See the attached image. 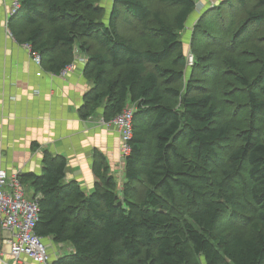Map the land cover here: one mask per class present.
<instances>
[{
    "label": "trees",
    "instance_id": "trees-1",
    "mask_svg": "<svg viewBox=\"0 0 264 264\" xmlns=\"http://www.w3.org/2000/svg\"><path fill=\"white\" fill-rule=\"evenodd\" d=\"M196 1L112 0L105 23L98 0H18L9 32L46 71L86 56L82 118L135 108L121 180L101 153L90 194L49 153L21 176L34 233L70 247L52 264H264V0L205 10L184 85Z\"/></svg>",
    "mask_w": 264,
    "mask_h": 264
},
{
    "label": "crops",
    "instance_id": "crops-1",
    "mask_svg": "<svg viewBox=\"0 0 264 264\" xmlns=\"http://www.w3.org/2000/svg\"><path fill=\"white\" fill-rule=\"evenodd\" d=\"M14 2L0 0V170L7 175L19 173L25 197V186H29L28 200H33L31 184L22 182L21 176L41 174L44 153H49L65 159L64 182L75 181L85 194H90L95 181L92 173L95 153H101L111 172L121 178L119 133L101 125L100 111L88 118L81 117L83 98L90 90L83 64L76 61L63 77L53 74L42 64L37 66L26 45L10 36L8 21ZM197 10L201 11L192 12L194 16L188 17L184 30L194 25L196 15L207 10V1L201 0ZM1 235L4 234L0 232V250ZM43 242L52 262L70 249L50 239ZM62 247L64 251L59 254ZM1 260L0 264H14L8 254ZM21 264L36 263L24 257Z\"/></svg>",
    "mask_w": 264,
    "mask_h": 264
},
{
    "label": "built area",
    "instance_id": "built-area-1",
    "mask_svg": "<svg viewBox=\"0 0 264 264\" xmlns=\"http://www.w3.org/2000/svg\"><path fill=\"white\" fill-rule=\"evenodd\" d=\"M201 0H197L195 9L197 10ZM207 9L215 7L220 0H206ZM18 0L13 3L11 16L18 9ZM202 7V6H201ZM200 7V9H201ZM11 36V33H9ZM29 55L32 61L41 66V56L30 49ZM74 62L67 65L59 73L62 77L75 66V62L86 64V56L75 53ZM194 56L191 53L185 54V65L188 68L194 65ZM134 107L125 108L119 115L110 121L101 120V124L108 129H114L119 133L121 145L119 148L121 164L129 153L128 142L132 137V117ZM19 173L7 175L0 170V232L4 234L1 240L0 262L4 254H8L14 264H21L25 257L36 264H52L51 254L46 248L43 239L34 233V227L38 220L39 206L36 200H28L20 183Z\"/></svg>",
    "mask_w": 264,
    "mask_h": 264
},
{
    "label": "rangeland",
    "instance_id": "rangeland-1",
    "mask_svg": "<svg viewBox=\"0 0 264 264\" xmlns=\"http://www.w3.org/2000/svg\"><path fill=\"white\" fill-rule=\"evenodd\" d=\"M97 7H100L102 10H103V16H102V21L103 22H105V23H107V21H108V16H109V13H110V11H111V7H112V0H98V3H97V5H96ZM203 7H201V9H202ZM194 11H197V13H199L201 10H196L195 8H194ZM205 12V11H204ZM203 12V13H204ZM202 13V14H203ZM202 14H200V15H196V18H197V20H199L203 15ZM191 16H194V15H191ZM11 17V16H10ZM197 22V21H196ZM195 22V23H196ZM194 23V24H195ZM193 24L191 25V28L189 29V30H187L186 31V29L184 30V31H182L181 33H180V39H181V42H182V45H183V54H187L188 52L189 53H193V50H192V46H191V37H192V32H193ZM193 55V54H192ZM183 71H184V85L187 83V80H188V78H189V75L191 74V71H192V67L191 68H188L186 65L184 66V68H183ZM108 73H112V72H110V70H109V72ZM89 82V81H88ZM90 83V82H89ZM92 87V84L90 83V88ZM98 111H100L101 113H103V107L102 106H100V107H98V109H96V111H93V114H92V116L94 115V114H97L96 112H98ZM99 112V113H100ZM103 115V114H102ZM102 125V124H101ZM103 126V125H102ZM107 130H109L108 128H106ZM220 152V151H219ZM221 153V152H220ZM224 154V153H223ZM123 167H121V169H122ZM117 178H118V180H121V178H120V176H117ZM24 185H26V184H24ZM25 190H26V197H27V199H30L31 197H29L28 196V193L30 194V192H29V186H25ZM48 247V246H47ZM59 250V254H62L63 253V251H64V248L62 247V248H59L58 249ZM66 250V249H65Z\"/></svg>",
    "mask_w": 264,
    "mask_h": 264
}]
</instances>
